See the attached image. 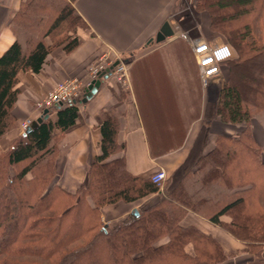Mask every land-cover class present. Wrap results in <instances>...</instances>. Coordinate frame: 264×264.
Returning a JSON list of instances; mask_svg holds the SVG:
<instances>
[{
    "label": "trees",
    "instance_id": "1",
    "mask_svg": "<svg viewBox=\"0 0 264 264\" xmlns=\"http://www.w3.org/2000/svg\"><path fill=\"white\" fill-rule=\"evenodd\" d=\"M74 1L23 0L12 18L15 39L0 54V137L15 126L18 72L36 74L52 47L63 45L69 52L78 45L75 32L85 24L75 13ZM260 1L196 0V10L207 12L210 28L224 36L236 55L225 62L230 74L219 90L215 113L244 128L235 137L218 136L214 147L196 158L194 169L185 174L192 182L181 180L155 205L105 225L101 206L136 200L158 186L150 177L130 174L122 156L107 160L124 149L116 141L115 112L104 115L100 124V153L85 184L72 193L50 185L52 132L71 126L78 110L76 103L51 107L48 113L55 111L54 120L48 116L0 152V264H221L226 254L212 236L179 223L185 208L207 216L245 250L264 245V144L254 142L249 125L253 112L264 110V88L244 101V89L232 77L235 66L246 63L258 80L264 78ZM224 215L229 219L222 220ZM165 236L167 241L158 243ZM188 243L193 255L185 251Z\"/></svg>",
    "mask_w": 264,
    "mask_h": 264
},
{
    "label": "crops",
    "instance_id": "2",
    "mask_svg": "<svg viewBox=\"0 0 264 264\" xmlns=\"http://www.w3.org/2000/svg\"><path fill=\"white\" fill-rule=\"evenodd\" d=\"M22 1L0 0V54L15 39L11 20ZM73 7L85 24L75 32L78 45L69 52L63 45L52 47L36 74L18 72L19 92L12 112L19 121L58 81L82 78L84 88L76 102L74 123L63 132H52L53 180L70 193L85 184L89 166L100 153L104 115L117 113L116 141L123 143L124 149L107 160L122 156L126 170L140 178L149 177L158 168H163L167 176L155 192L101 206V220L113 225L134 209L155 205L179 181L192 182L185 174L194 169L196 158L208 153L218 136L235 137L244 125L224 122L216 115L223 65L217 79L207 85L201 83L192 46L178 35L179 29L190 25L186 16H177L179 0H75ZM165 21L173 34L156 42L155 35ZM44 40L50 43L47 37ZM104 51L113 59L114 55L124 59L127 79L124 83L115 79L109 69L100 75L96 91L87 96L92 80L85 73V65ZM49 116L54 120L55 111ZM261 127L251 120V134L260 145L264 142ZM19 135L22 133L16 130L3 134L0 150L7 149ZM212 188L214 191L218 187ZM220 218L229 219L225 215ZM179 223L212 236L226 254L221 264H264V245L259 255L245 250L240 240L204 214L185 208ZM166 241L165 236L158 243ZM185 251L193 255L192 244L188 243Z\"/></svg>",
    "mask_w": 264,
    "mask_h": 264
},
{
    "label": "built area",
    "instance_id": "3",
    "mask_svg": "<svg viewBox=\"0 0 264 264\" xmlns=\"http://www.w3.org/2000/svg\"><path fill=\"white\" fill-rule=\"evenodd\" d=\"M179 37L187 40L192 46V52L198 67L200 81L203 85H207L211 81L217 79L221 75L222 65L233 55V50L225 41L212 40L196 31L179 29ZM108 56V52L104 51L92 59L85 65V73L90 80L95 79L101 73L109 70L110 74L117 80L125 82L127 79L126 64L123 58ZM84 83L81 77H67L58 81L50 88L40 99L34 103L35 108L40 115L44 108L54 107L55 104L76 103L82 95ZM33 120V119H32ZM31 119H27L21 124V133L25 132L29 127ZM166 172L163 168H158L150 174L152 183L160 186L166 179Z\"/></svg>",
    "mask_w": 264,
    "mask_h": 264
},
{
    "label": "rangeland",
    "instance_id": "4",
    "mask_svg": "<svg viewBox=\"0 0 264 264\" xmlns=\"http://www.w3.org/2000/svg\"><path fill=\"white\" fill-rule=\"evenodd\" d=\"M195 3H196V0H179L180 11L178 12L177 16L178 17L186 16V18L188 19V22L190 24L188 28H185L183 30L191 31L192 34H195V32L197 31L198 34H199V32L201 34L204 33L206 37H208L212 40H218V41H225L226 42L224 36L220 32H215L210 28L209 16H208L207 12H205L203 10L202 11L196 10ZM263 3H264L263 0H261L259 2V4H263ZM259 29H260V27H257L256 33L261 35V31H259ZM260 30L264 31V29H260ZM235 56L236 55H235V52L233 50V55L231 58H234ZM261 65L264 66L263 64H261ZM229 68L230 67H229L228 63L223 64V67H222L223 75H222V78L220 80V82H221L220 89L223 86V84L229 78V74H230ZM238 69H239V71H238ZM240 73H241V77L239 76L238 78H236V76L240 75ZM232 77L235 79L234 81L237 82V84L242 86V88L244 89L243 90V100L244 101L254 99L256 97V94L259 92H262V90L264 88L263 87L264 86V78H263V80H260V79L258 80V74L256 73L255 70H253V66H251L249 64L241 63L240 65L235 66L233 73H232ZM38 113H39V111L35 108L34 105H32V112L30 114L26 115L25 117H23L22 119H20L19 121L16 120L15 126L11 130H16L18 133H20L22 122L26 121L27 119H31V120L35 119L36 115H38ZM251 120H252V123H254L256 121L261 123V125H262L261 128H263V132H264V110H256V112H253V116L251 117L250 122H251ZM250 122H249V125H250ZM243 128H244V126L241 128V131L243 130ZM253 140H254V138H253ZM254 142L257 145H259L260 147H262L264 144V142H263V144L260 145L255 140H254ZM5 150H0V152H4ZM262 156H263L262 158L264 159V154ZM53 177H54V174H53ZM53 177H52L50 185H52V184L56 185V183H54ZM262 247L260 249H259V247H250L251 251H249V250H247V251H249L251 253H256V255H259L261 253Z\"/></svg>",
    "mask_w": 264,
    "mask_h": 264
},
{
    "label": "water",
    "instance_id": "5",
    "mask_svg": "<svg viewBox=\"0 0 264 264\" xmlns=\"http://www.w3.org/2000/svg\"><path fill=\"white\" fill-rule=\"evenodd\" d=\"M172 34H173V29L171 28L170 24L167 21H165L162 24V26L160 27V29L158 30V32L156 33L154 40L156 42L163 41L165 38L171 36ZM101 74H103V73H101ZM100 75L97 78L93 79L92 82L89 84V86H88L89 91H88L87 96H89L90 94H93L96 91V89L99 85ZM87 96L82 98L81 101L84 102L86 100ZM59 106H61V103L55 104L56 108ZM48 111H49L48 108H44L42 113L30 122L29 127L26 129L25 132L22 133V135H26V133H28L30 130L36 128L41 123L42 120L46 119L49 116ZM132 212L137 213V210L134 209Z\"/></svg>",
    "mask_w": 264,
    "mask_h": 264
},
{
    "label": "bare ground",
    "instance_id": "6",
    "mask_svg": "<svg viewBox=\"0 0 264 264\" xmlns=\"http://www.w3.org/2000/svg\"><path fill=\"white\" fill-rule=\"evenodd\" d=\"M48 109H50V108H48ZM53 111V110H52ZM50 113V112H49Z\"/></svg>",
    "mask_w": 264,
    "mask_h": 264
}]
</instances>
